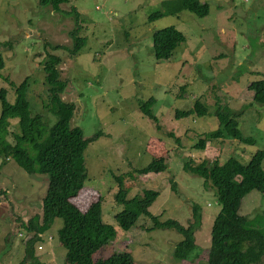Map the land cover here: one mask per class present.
Instances as JSON below:
<instances>
[{
  "label": "rangeland",
  "instance_id": "obj_1",
  "mask_svg": "<svg viewBox=\"0 0 264 264\" xmlns=\"http://www.w3.org/2000/svg\"><path fill=\"white\" fill-rule=\"evenodd\" d=\"M167 1L69 0L55 8L39 0H0V111L14 99L10 83L18 85L28 76L31 113L54 121L43 106L48 97L44 63L51 52L59 55L60 75L67 81L61 96L75 104L70 125L79 126L85 139L99 133L84 150L87 177L72 197L81 209L101 198L103 220L118 230L117 242L97 251L95 259L126 250L134 264H206L221 204L216 188L187 172L184 163H222L228 157L247 163L254 152H264V106L253 101L249 90L252 81L264 78V0H201L208 4L205 15L167 11ZM161 8L162 16L150 17ZM171 24L185 40L170 58L158 60L153 33ZM76 27L86 41L72 55ZM150 99L155 100L151 106ZM197 99L208 105L206 113L178 115ZM216 102L241 112L236 118L250 143L212 138L218 127ZM10 121L9 130L16 131L17 119ZM205 134L204 148L198 149ZM7 138L13 141L11 134ZM47 179L27 173L12 159L2 163L0 157V264H18L25 257V241L32 234L22 220L42 212ZM249 185L240 212L264 214V191ZM120 188L124 198L159 190L151 212L185 225L198 204L196 247L187 260L174 255L183 239L178 229L156 227L142 212L128 229L120 226L116 214L125 207L115 199ZM61 224L56 217L34 244L43 264H70L58 240Z\"/></svg>",
  "mask_w": 264,
  "mask_h": 264
},
{
  "label": "trees",
  "instance_id": "obj_2",
  "mask_svg": "<svg viewBox=\"0 0 264 264\" xmlns=\"http://www.w3.org/2000/svg\"><path fill=\"white\" fill-rule=\"evenodd\" d=\"M69 0H39L40 5L52 4L58 8ZM163 8L167 11L188 10L196 15L208 13V4L201 0H168ZM162 8L153 12L150 17L162 16ZM74 39L72 55H76L85 44V37L80 35L76 27L71 31ZM185 40L184 32L171 24L158 28L153 33V52L160 59L170 58L174 50ZM52 44H50L51 46ZM59 45L52 46L59 49ZM44 63L46 72L45 85L48 93L43 106L55 117L50 122L43 114L31 113L27 92L30 90L28 76L18 85L11 82L14 99L3 104L0 111V157L2 163L12 159L29 174L48 176V187L43 197V209L22 220L23 226L32 234L25 241V257L18 264H43L34 254V244L42 239V234L51 227L56 217L62 218L58 227V240L65 248V259L70 264H134L130 252L113 250L109 255L94 259V254L110 243L119 239L114 224L105 222L102 217L101 198L91 201L81 209L72 197L83 188L87 177L84 150L88 144L99 138V133L85 139L79 126H71L75 104L64 101L62 93L67 81L61 78L59 55L48 52ZM1 64V58H0ZM249 90L253 92V101L264 106V78L252 81ZM49 99V100H48ZM149 100L150 106L154 104ZM49 102V103H48ZM141 108L150 117L153 113L147 106ZM208 105L200 99L179 116H187L194 112L206 113ZM215 117L218 127L212 131V138H231L244 142L245 139L237 116L230 107L216 102ZM11 118L17 119V130L10 131ZM11 134L13 141L8 140ZM205 139H199L198 149L204 148ZM8 159V160H7ZM264 152H254L247 163L235 157H228L222 163L219 160H207L193 163L186 161L184 169L204 178L206 184L216 188L217 198L221 204L211 233V243L207 251L206 264H264V214L256 213L248 217L240 212L242 199L247 192V183L251 188L264 191ZM250 188V189H251ZM147 191V190H146ZM121 188L115 199L124 204V208L116 214L117 221L123 229H128L139 218L142 212L151 216L156 227H174L183 235V239L175 246L174 255L180 260H187L195 249V230L200 226L201 213L198 204L192 206V221L187 225L177 219L161 220L150 210V206L160 191L150 189L144 194L131 197L121 196ZM127 197V198H126ZM136 208H134V207ZM138 211H137V210ZM225 219V220H224ZM226 224V226H225ZM111 244V245H112Z\"/></svg>",
  "mask_w": 264,
  "mask_h": 264
},
{
  "label": "water",
  "instance_id": "obj_3",
  "mask_svg": "<svg viewBox=\"0 0 264 264\" xmlns=\"http://www.w3.org/2000/svg\"><path fill=\"white\" fill-rule=\"evenodd\" d=\"M93 258H94V256H93ZM95 259V258H94Z\"/></svg>",
  "mask_w": 264,
  "mask_h": 264
}]
</instances>
